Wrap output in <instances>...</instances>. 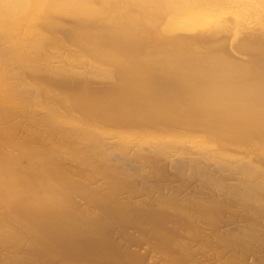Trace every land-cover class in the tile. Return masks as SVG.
I'll use <instances>...</instances> for the list:
<instances>
[{
	"label": "bare ground",
	"instance_id": "bare-ground-1",
	"mask_svg": "<svg viewBox=\"0 0 264 264\" xmlns=\"http://www.w3.org/2000/svg\"><path fill=\"white\" fill-rule=\"evenodd\" d=\"M237 54L247 57L240 59ZM47 138L54 142L53 149L41 153L39 147L51 144ZM232 146L249 152L234 155ZM144 147L150 156L148 151L140 154ZM103 150L150 168L156 181L165 178L161 157L169 161L174 156L186 164L196 162L202 169L212 167V172L213 168L232 170L251 193H264V165L259 156H264V0H0V247H34L47 257L43 259L47 264H55V256L65 264H76L86 253L83 246L109 247L102 236L82 239L89 234L85 226L89 215L72 199L82 183L77 173L81 169L59 166L62 159L76 164L89 154L90 164L94 161L99 167L93 166L100 168L108 159H102L106 153L101 156L99 151ZM254 154L261 162L253 161ZM200 167L198 172L189 170L206 172ZM130 170L131 174L134 170ZM127 174L123 178L127 183L137 178L141 182V177L127 178ZM196 180L197 187L204 177ZM203 184L200 191L211 183ZM136 185L143 192L142 185ZM150 190L143 193L151 194ZM207 190L212 197L223 195L222 189ZM155 191L156 195L161 192ZM227 192L229 199L232 193ZM164 196L161 200L167 201ZM253 200L254 207L262 206ZM251 204H244L245 209L256 213ZM109 214L114 220L133 219L116 210ZM158 224L153 223L160 228ZM177 231L168 232L173 236Z\"/></svg>",
	"mask_w": 264,
	"mask_h": 264
},
{
	"label": "rangeland",
	"instance_id": "rangeland-1",
	"mask_svg": "<svg viewBox=\"0 0 264 264\" xmlns=\"http://www.w3.org/2000/svg\"><path fill=\"white\" fill-rule=\"evenodd\" d=\"M237 56L240 59H245L247 57L244 54H237ZM81 83L83 84V82H81ZM46 141L49 142V144L50 143L51 144L49 146H46V147H39V150L41 153H46V152L53 149L52 146H53L54 142H52L51 138H47ZM31 143H33L34 145L36 144V142L35 143L31 142ZM237 147L238 146L230 147V150H231V148H233L235 150H238V149L241 150V151L238 150L239 152L237 151L238 152L237 153L235 150L232 149L231 152L232 153L234 152L233 153L234 155H236V154L238 155L239 153H242V151H244L242 153V155L247 154L249 152L247 149H246V151H247L246 152L245 148L242 149L243 147H239V148H237ZM142 149H140V150H142ZM144 151H148V150H146L144 147V150L140 151V154L143 153ZM101 152H102V154H101ZM99 153L101 154V156H104V154L106 153L105 158L103 157L102 159L106 160L108 158L107 159L108 162L106 160L104 162L102 161L103 163H100V168H96V167H99V166H97L98 163H94L93 160H92L93 162H91V164H90L91 158L89 159L90 161L87 159L90 157L89 154H88L87 158L86 157L83 158V156H82L81 160H79V162H77L76 164H74V163L72 164L67 159L64 161L62 159L61 160L62 162L59 165L61 167L70 168V169H73L75 171H77V170L79 171V169H81L80 172H77V173L79 176V182L80 183L82 182L83 184L82 183H81L82 185L80 184L79 190L74 193L72 199L81 208H87L86 214L89 215L87 217V222L85 225L87 230L89 231V234L85 235L82 239L84 241H87L91 237L102 236V238L105 239L106 243L109 244V247L107 246V248L98 249V250H94L90 246L89 247L83 246L84 248H86V253L76 264H79V263L80 264H91V263L92 264H95V263L96 264H126L127 261H128L127 264H175L176 262H177L176 264H180V263L182 264V262H183V264H264V233H263L264 232V219H262L264 217V214L262 213L263 212L262 210L264 209V205H263L264 193H259V191H255L254 188L252 190H254V192L256 194L253 192L251 193L249 188L246 187L244 184H242L244 182L241 183L242 178H240L239 175H235V174H237L236 172L234 173V171H233V173H234V175H233L232 170L229 171V173H226V172H222V171L215 169V168H213L214 172H212V167H211V169H210V167H206L210 170H208V169L205 170L206 168L202 169L200 166H198V164H196V162H193L192 163L193 166H192V164L190 162L188 163L187 160H186V162L188 164H186L184 162L185 159L182 160V158H181V160H179L180 157L179 158L174 157V156L169 157V161H168V159L161 157V161H164V163H165V169H166L165 170V178L163 179L164 181L163 180H157L156 181L155 178L152 176L153 172L151 171V169L148 167H141V165H139L138 162L134 159H131V158L127 159L126 157L121 156V155L116 154V153H111V152H107V151L105 152V150L99 151ZM148 153L150 156L151 153L149 151H148ZM108 154L109 155L111 154V155L109 156ZM143 154L140 156L147 158L146 155H148V154H145V155H143ZM107 155L109 157H106ZM255 155L256 154L251 155V157L253 156V158H252L253 161H260V159H261L263 161L262 163L264 165L263 153L259 155V156L262 155L261 156L262 158L260 157V159L257 157L258 155H256V156ZM149 156H148V158H149ZM110 157H116V158H112L111 160H109ZM130 159L133 161H131ZM178 160H179V163H178ZM181 161H183L184 164ZM180 162H181V164H180ZM104 163H107V164H104ZM133 163H135V165H138V166L136 167ZM176 163H178V166L179 165L181 166V167L179 166L180 167V169H179L180 173H179V171L177 172V170H178L177 168H179V167L176 165ZM94 164L96 167L93 166ZM101 164L104 168L103 167L101 168ZM132 164L135 167H133ZM173 165H175V166H173ZM195 165H196V167H200V169H202L201 171H203V172L206 171V172L202 173L199 169V172H201L202 174L201 173L197 174L196 172H198V169H196V167H194ZM86 166H89V170H87L88 167H86ZM90 166H91V169H90ZM112 166H114L113 168H115L116 170L112 169ZM187 166L189 167L188 171H187ZM138 167H141V169L142 168L143 169L138 170V169H140ZM191 167L195 168L196 172L193 171L192 169L189 170ZM134 168H136L137 170H135ZM144 168L146 169V172L141 173L144 170ZM106 169H108V170H106ZM130 169H133L134 171H132V173H135L136 175L132 174V173L130 174V172H131ZM85 170H87V172H85ZM123 170L125 173H127V172L129 173V174H127L128 176L126 175L127 178L130 175L131 176L133 175L135 178L141 177V182H140V178L139 179L137 178L138 180L137 179H136V181L132 180L133 182L131 180H129L131 182L127 183L126 180H128V179L123 180V178L125 176V173L123 172ZM172 170L175 171V173H177L178 176H176L177 174H173L174 172ZM105 171L106 172L111 171L112 173L107 172L108 173L107 174V173H105ZM189 171H192V172L187 174V172H189ZM209 171H210L211 175H210V173H208ZM149 172H150V174H149ZM117 173H118V175L115 176L114 174H117ZM181 173H183L184 179L182 178L183 175ZM195 173L197 174L198 177L195 175ZM217 173H221V174L219 175ZM109 174H110L111 178L113 177L112 179L110 178L111 180L109 179V177H110V176H108ZM111 174H113V175H111ZM150 175H151V177H149ZM221 175H222V178L220 177ZM142 176H144V177H142ZM190 176H192V177H190ZM89 177L92 178V179L90 178L92 181L89 179ZM134 177H133V179L135 180ZM201 177H202V179L204 177L203 183H205V185H209L211 183L210 184L211 186L209 185L210 187L209 186L205 187V188L203 187L204 190L201 189V191H200V186L201 185L204 186V184L201 182L200 186L196 187V185H198V183H199V182H197L196 179H199L198 181H200ZM214 177H215V179H214ZM231 177H232V179H231ZM105 178L107 180L109 179L110 181L109 180L105 181L106 180ZM146 178H148V180ZM167 178H169L168 181H167ZM208 178L210 180H208ZM233 178H235V179H233ZM87 179H89V182ZM142 179H145V181L143 180V182H142ZM151 179H152V181H151ZM175 179H176V181H175ZM185 179H187L186 180L187 182L184 184ZM206 179H207V182H206ZM231 180H234V181L236 180V183H233L234 181L231 182ZM122 181L123 182L126 181V184H129V185H126L125 183L122 184ZM153 181H154V183H156V185L153 183ZM193 181H194V185H192ZM228 181H230V182H228ZM102 182H103V184H102ZM107 182H109V184ZM134 183H135V185L137 183H139L136 186L141 184L142 185V186L140 185L141 187H143V183H146V184H144V187H143V192H146V193H147V191L150 190L149 187L152 186L150 191H151V194H153L152 191H154V194H153L154 196L149 194V192H148V194H146V193L144 194L142 192V189L134 186ZM149 183H151L150 186H147V184H149ZM218 183H220V185ZM107 184H108V186H107ZM120 184H122V186L125 188H123ZM158 184H160V185H158ZM109 185L111 186L110 189H109ZM216 185H217V187H216ZM238 185L240 186V188ZM127 186L128 187L134 186V188H136V189L134 190L133 187H132L133 189L129 187V190H128ZM154 186H156L158 191H161V189H163V187H164L165 189H163V191H161V192L164 193L166 191V193L161 194V192L159 193L157 191L158 193L156 195V193H155L156 188ZM160 186L161 187L163 186V187L161 188ZM166 186H167V188H166ZM212 186H214V187H212ZM112 187H113V189H112ZM115 187H118V188H115ZM121 187H122V189H121ZM145 187H148L147 189H149V190H146ZM219 187H220V189H218ZM231 187H232L233 191L231 190ZM245 187H246V189H245ZM201 188H202V186H201ZM207 188L209 190L213 189V192H215L214 189L216 190V188H217L215 193H218V191H220L222 189L221 194H223V195H220V193H218L219 195L217 197V194L210 191V192H212L211 194L216 195V197H214L215 196L214 195L213 196L214 198H213L212 195H209L210 193L207 190ZM224 188H226L227 191H229V194L232 193L233 198H236V199L231 198L232 195H230V198L227 199L229 197L227 194L228 192L227 191L225 192L226 189L224 190ZM107 189L111 190L112 192L108 191ZM138 189H140V190L136 191ZM193 189H195V190H193ZM122 190L125 191L126 193L123 192V194H122ZM202 190L204 193L202 192ZM242 190L244 191V193ZM245 190H246L247 194H246ZM92 191L93 192L95 191L94 194H96V192H97V194L94 195V197L92 195V193H93ZM134 191L136 192L135 195H137V194L140 195L141 193H143V195H146L149 197L143 196L142 194L138 197L133 196ZM241 191H242V193H241ZM107 192H108V194H105ZM120 192L122 195L120 194ZM205 192H208V193H205ZM101 193H102V195H100ZM124 193L127 195H125ZM238 193H240V194H238ZM85 194H89L90 197L88 199L84 198L83 195H85ZM118 194H120V195H118ZM206 194H208V195H206ZM243 194L244 195L246 194L245 200L243 199V198H245V196ZM249 194H252L253 199H255L257 201V202L255 201L256 203H259V205H262V206H259V208L263 207V209L261 208L262 210H260L258 208V204L253 203V204H256L257 207L256 206L254 207L251 204L253 199H252V197H251V200L247 199L250 196ZM257 194H260V196L263 198L262 199L263 201L261 200V197L257 196ZM115 195H117V196H115ZM164 195L166 196L167 201H166V199L161 200L162 196H164ZM201 195H203V196H201ZM113 196H115V197H113ZM150 196L153 198L156 197L155 200L156 199H158V200L155 201L153 199L154 201L153 200L151 201V200H149V199H152V198H150ZM165 196L163 198H165ZM208 196H209V198H207ZM220 196H223L222 198H224V200H223L224 202L227 201L225 203V205L228 204L226 207H224V209H220V208H223V206H225L224 202H223V205H220V204H222V198ZM110 197L111 198L113 197V198L110 199ZM133 197H134V199H133ZM145 197L147 200L145 199ZM186 197H187V199H185ZM210 197H212L213 199L212 198L210 199ZM258 197L260 198V200H258L259 199ZM103 198L104 199L107 198V202H103V200H102ZM170 198L173 200H171ZM188 198H190V199L188 200ZM202 198H204V199H202ZM215 198L219 199V200L217 199L218 203H217ZM177 199H179V200L177 201ZM205 199L207 201L209 200L210 203L208 202V204H207ZM232 199H233V202L228 201V200L232 201ZM240 199L242 200L243 206H241V204L239 205V203H241L239 201ZM174 200L176 202H178V204L176 203L177 205L175 204ZM198 200H199V202H198ZM212 200L214 201V203ZM243 200H244V202H243ZM246 200H250V202H248V203L251 204L254 208H256V209H254L251 206V208H252L251 209L249 207L251 211L253 209H254V211L257 210L256 213L252 211L254 213V215H252L253 213L249 211L247 206H246L247 207L246 209L248 211H246L245 206H244V204L248 205V203H245ZM220 201H221V203H220ZM228 202L231 204L229 205ZM115 203H116V205H115ZM186 204H187V206H186ZM188 204H189V206H188ZM236 204H238V206L241 207V210L243 209L242 207H244L245 210L240 211V208ZM155 205H157L156 206L157 211L155 209ZM190 205H193V207ZM210 205H212V208ZM126 206H127V208H126ZM195 206H197L198 208ZM214 206H216V207H214ZM123 207H124V209H123ZM218 207H219V209H218ZM230 207L231 208L233 207L232 209H234V211ZM129 208H130L131 212L129 211ZM159 208L162 210V212L160 210L161 216L158 215ZM213 208H214V210H217L214 213H213L214 210H212ZM151 209L155 210V212L154 211L152 212ZM164 209H166V210H164ZM190 209H191V212L188 211ZM195 209L198 212L195 211ZM203 209H204V211H203ZM228 209H230V210H228ZM114 210L119 211L125 215H132L133 216L132 221H123V220L111 219L109 216L110 215L109 213L114 211ZM136 210H138V211H136ZM218 210H219V212H218ZM258 210H259V212H258ZM163 211L165 212L166 215H168L173 220H171L168 216L166 217V215L164 214ZM206 211H208V212H206ZM210 211H212V212H210ZM221 211L224 212V215L222 214ZM142 212H145V213H142ZM150 212H152V214L154 216ZM166 212H168V213H166ZM171 212H174V213L171 214ZM196 212H197V214H196ZM199 212H200V214H198ZM257 212L261 216L263 215L262 218H261V216L257 215ZM178 213H180L179 215L183 216V218L181 216L176 217V215H178ZM194 213L196 214V216ZM211 213H212V215H211ZM226 213H227V215H226ZM234 213L237 215H235ZM148 214H149V216H148ZM209 214H210V216H209ZM220 214H221V216H220ZM255 214H256V216H255ZM163 215L165 216V218ZM251 215H252V217H251ZM138 216H139V218H138ZM194 216L197 218V220H198V218H199V220H200V218H204V219L201 221H197ZM200 216H202V217H200ZM212 217L214 219L216 217L221 218L219 220L222 222H220L219 220H216V219L213 221ZM253 217H254V219L256 218V220L259 219L260 221L258 220V222H260L261 224L257 222L258 226H257V224L255 226L254 223L256 220L254 222L251 221L253 219ZM176 218L180 222H178V220ZM181 218L183 219V221H181L182 220ZM240 218H242V219H240ZM136 219H137V221H136ZM184 219L187 220L188 222L185 221ZM223 219H225V220H223ZM141 221L143 223L145 222V224H142ZM232 221H235V222L233 223ZM247 221H249V222H247ZM146 222H149V223H147L148 225L146 224ZM158 222H159V224H158ZM153 223L158 224L161 227L156 228V226L153 225ZM160 223H162V224H160ZM184 223L188 224L187 227H190V228H188L189 230H187V227L185 225H182ZM259 224H260V226H259ZM158 225H157V227H158ZM179 225H182V227L181 226L179 227ZM183 226H185V228H183ZM191 226H192V228H191ZM260 227H261V229H260ZM168 228H171V230L170 229L168 230L169 232L170 231L175 232L177 230L178 231H177V233H175L172 236V234L174 232L172 234H170L171 232L169 233L167 231ZM180 228H182V229H180ZM163 229H165V230H163ZM180 231H181V233H180ZM210 231H211V233L209 234ZM213 231L215 232L214 234H213ZM250 233H252V234H250ZM260 236H261V238H260ZM254 241H256V242L254 243ZM183 242H186V243H183ZM27 246L28 245H23V246L18 245L15 248H10L8 246L7 247L1 246L0 247V264H42V263L47 264V263H45L47 257L42 256V254L40 252L34 250L33 249L34 247L30 248V246H28V247ZM125 246H127V247H125ZM174 251H175V253H174ZM29 254H31L32 257ZM44 258H45V261L43 260ZM176 258H178V259H176ZM36 259H39L40 263H35V262H38V260H36ZM179 259H181V260L179 261ZM53 260H54L53 262H55V260H56L55 264L56 263L57 264H65L58 256H55L53 258ZM100 261H101V263H100Z\"/></svg>",
	"mask_w": 264,
	"mask_h": 264
}]
</instances>
